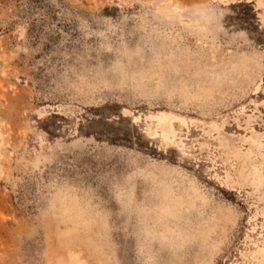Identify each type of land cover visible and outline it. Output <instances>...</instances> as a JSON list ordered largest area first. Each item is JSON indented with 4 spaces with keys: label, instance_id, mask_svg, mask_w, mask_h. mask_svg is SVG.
<instances>
[{
    "label": "rangeland",
    "instance_id": "374dc122",
    "mask_svg": "<svg viewBox=\"0 0 264 264\" xmlns=\"http://www.w3.org/2000/svg\"><path fill=\"white\" fill-rule=\"evenodd\" d=\"M0 264H264V0H0Z\"/></svg>",
    "mask_w": 264,
    "mask_h": 264
},
{
    "label": "bare ground",
    "instance_id": "6f19581e",
    "mask_svg": "<svg viewBox=\"0 0 264 264\" xmlns=\"http://www.w3.org/2000/svg\"><path fill=\"white\" fill-rule=\"evenodd\" d=\"M176 9H175V11H176ZM166 10H167V12L170 10L173 11V9L169 10L168 8H166ZM169 13H171V12H169ZM174 119H175L174 115L169 114V113H161V114L151 116L150 117L151 124H150V128H149V132L151 134H156L157 130H161L163 133H165L167 135L175 136L174 129H173V127H174L173 126V120ZM247 172L248 171H246L245 173H247Z\"/></svg>",
    "mask_w": 264,
    "mask_h": 264
}]
</instances>
